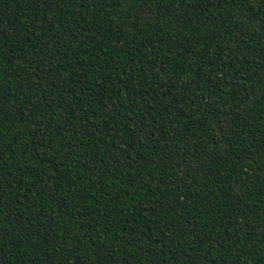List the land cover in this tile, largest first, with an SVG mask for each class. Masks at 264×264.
<instances>
[{
	"label": "trees",
	"instance_id": "obj_1",
	"mask_svg": "<svg viewBox=\"0 0 264 264\" xmlns=\"http://www.w3.org/2000/svg\"><path fill=\"white\" fill-rule=\"evenodd\" d=\"M0 264H264V0H0Z\"/></svg>",
	"mask_w": 264,
	"mask_h": 264
}]
</instances>
